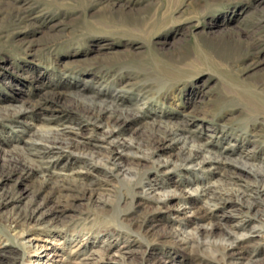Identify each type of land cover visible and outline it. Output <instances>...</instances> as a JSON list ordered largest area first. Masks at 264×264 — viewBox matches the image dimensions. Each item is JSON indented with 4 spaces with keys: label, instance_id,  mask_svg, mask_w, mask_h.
I'll return each mask as SVG.
<instances>
[{
    "label": "rangeland",
    "instance_id": "obj_1",
    "mask_svg": "<svg viewBox=\"0 0 264 264\" xmlns=\"http://www.w3.org/2000/svg\"><path fill=\"white\" fill-rule=\"evenodd\" d=\"M107 128L136 150L116 165L99 159ZM48 134L67 147H40ZM231 176L246 203L185 197L188 185L238 186ZM46 177L70 184L62 212L44 218L52 229L32 224L58 201ZM263 183L264 0H0V264L29 258L8 234L34 207L26 236L75 246L64 264L99 247L88 264H264ZM79 185H99L101 199ZM227 228L246 236L226 254Z\"/></svg>",
    "mask_w": 264,
    "mask_h": 264
},
{
    "label": "bare ground",
    "instance_id": "obj_2",
    "mask_svg": "<svg viewBox=\"0 0 264 264\" xmlns=\"http://www.w3.org/2000/svg\"><path fill=\"white\" fill-rule=\"evenodd\" d=\"M100 126L102 127L103 125H100ZM114 132L115 130L113 128H107V130L104 133H100L99 139L97 140V143L101 145L103 149H105V152H106V153H102L99 158V159L104 160L103 164L105 165L106 164L108 165V163H111V162L113 163V165H116L118 161H120L119 160L120 158H122L125 155H128L129 153H133L136 151V150H133L134 143L130 141L116 139L114 137ZM163 133H164V136L172 135V137L177 138V136L174 134L172 129L165 130ZM39 140L41 142L40 147L47 148L49 150H56V149L62 150L63 148L67 147V144H66L67 140L61 135L52 136L48 134V135H45L44 137H41ZM197 149H201V148L199 147V145H196V144L191 145L189 147L187 151V155L183 161L185 164L193 163V160L191 158L192 156L197 154L195 151ZM22 154L14 156V159H16L19 162L26 163V161L29 158H27L28 156L26 157L25 155H22ZM94 154L95 153H87L86 155L97 157ZM211 159L212 157L210 155H203L201 157V162L203 163L204 161L206 162ZM162 164L165 165L166 167L170 165L168 160H164ZM31 166L37 167L39 169L44 168L41 163L34 164ZM193 166H195L194 163H193ZM109 168H113V167L111 166ZM231 179L233 180L231 181L238 186H235L234 188H230V189H224V188H219L214 183H203L201 185L198 184L196 188H192L191 186L188 185L185 189L186 190L185 197L188 196V199H189L190 197H192L191 195L192 190L197 191L198 194L200 195V198L203 199L206 205L213 207V208L216 207L217 210L223 208L226 200H229V199L233 200V198L236 201H239L240 203H246L244 202V199H243V196L245 195L243 193L244 188H242L241 185H239V181L237 178H235L234 176H231ZM45 181L51 182L48 186V191L50 195H55L58 198V201L51 208L49 207L50 209H48L47 212H43L42 215H40V217H37L38 219H36L34 221L35 223H32V224H40V226L43 228L52 229L56 225L54 226L53 221H46L44 220V218H48L52 215L56 217L62 212V208L68 204V198H67L68 193L66 194L65 192L69 190L70 184L66 182L67 180L52 182L50 181V178H47V177L45 178ZM260 187H262V190H264V183ZM100 188L101 187L99 185L97 186L79 185L77 193L82 196H88L89 199H92L94 202H97L98 200L101 199L102 192L98 190ZM262 194H263L262 202H264V191ZM72 195L74 194H71V196ZM62 196L66 197L65 198L66 200L62 201ZM227 196L229 197L228 199H226ZM169 197H170V194H164V195H157V197H154V198H156L157 203L164 204L168 202ZM223 201L224 203L221 204ZM252 203L253 202L248 203L249 207H252ZM38 210H39L38 207L36 208L34 207V209H30L24 212L22 216H19L15 218L14 220L10 221V224H9V234H8L9 237L11 238L15 237V240L16 239L20 240V244L28 246L30 248L29 258L21 262L23 264H64V255L66 254V252L71 253L72 251L77 250L75 246L72 248H69V246H66L65 244L62 245V242L60 241H58L57 243H54L52 242L53 241L52 238H49V237H46L45 239H43L41 243H37V242L34 243L32 237L26 236L27 235L26 229L27 227H29L30 222L35 217ZM263 211H264V208H263ZM227 229H225V232L223 233V237H222L223 243H224L223 247H224V251L226 254L230 250H232L233 247L236 244H238L239 241H241V239H243L246 236V233L244 232H239L232 228H227ZM211 231H212L211 225H208V226L205 225L203 228H197V230L193 232L190 237H187V239L192 238V237L199 239L202 237V235L211 233ZM60 236L62 237L63 235L61 234ZM103 245L106 246L104 247V249L107 248V246H109V244L106 242L105 244H102L101 246ZM7 246H8L7 242L0 241V253H3L4 251H6ZM99 249L100 247L98 249L89 250V252L86 255L81 256V257L79 256L78 259H73L67 262H71V264L72 263L73 264H88L87 259L90 258V256H92L94 253H96L95 251H99ZM130 252H131V249H130L129 244H122L119 246L118 249L114 251L113 254L118 256V259H119L118 262H122L126 259L128 254H130ZM168 262H170L168 258H165L163 260V264H166Z\"/></svg>",
    "mask_w": 264,
    "mask_h": 264
}]
</instances>
